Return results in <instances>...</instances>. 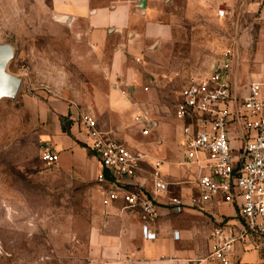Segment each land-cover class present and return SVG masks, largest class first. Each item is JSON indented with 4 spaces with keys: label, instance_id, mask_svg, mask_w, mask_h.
I'll return each mask as SVG.
<instances>
[{
    "label": "rangeland",
    "instance_id": "obj_1",
    "mask_svg": "<svg viewBox=\"0 0 264 264\" xmlns=\"http://www.w3.org/2000/svg\"><path fill=\"white\" fill-rule=\"evenodd\" d=\"M248 6L249 0H234L191 4L180 11L169 7L165 21L173 26L172 41L145 51L141 62L136 57L127 61L143 66L136 93L123 87L129 101L109 97L114 109L129 110L127 115L148 111L159 123L158 131L144 138L135 115L119 123L100 111L109 85L102 78L93 81L102 93L91 95L90 83L70 60L71 46L79 50V37L63 30L47 32V18L35 0H0V43L15 47L7 69L22 78L15 98L0 99V264H91L88 221L99 197L103 204L107 198L79 165L66 170L41 158V144L49 143L44 115L50 103L73 106V117L79 106H93L104 129L118 133L121 125L117 139L165 157L170 163L162 171L181 175L182 169L172 164L180 160L171 149L177 139L172 111L190 79L205 73L213 59H227L228 77L239 84L264 79V22ZM219 7L225 8V17L216 15ZM161 135L165 143L156 145Z\"/></svg>",
    "mask_w": 264,
    "mask_h": 264
},
{
    "label": "built area",
    "instance_id": "obj_2",
    "mask_svg": "<svg viewBox=\"0 0 264 264\" xmlns=\"http://www.w3.org/2000/svg\"><path fill=\"white\" fill-rule=\"evenodd\" d=\"M216 15L225 17V8H217ZM229 70L227 59H213L205 73L179 92L172 111L181 152L172 164L185 172L179 180H169L162 171L170 163L166 158L117 139L112 129L99 124L91 107H79L76 117L68 116L78 120L82 146L100 167L97 185L110 202L122 201L124 208L137 211L143 239L157 236L151 225L160 204L174 214L198 207L222 216L208 236L207 253L196 262L237 264L236 244L248 238L264 242V79L239 84L228 77ZM135 119L140 135L149 137L156 124L148 111L137 112ZM162 142L159 137L156 144ZM40 154L46 163H58V152L47 142ZM222 208L232 214L221 213ZM172 236L178 239V231Z\"/></svg>",
    "mask_w": 264,
    "mask_h": 264
},
{
    "label": "crops",
    "instance_id": "obj_3",
    "mask_svg": "<svg viewBox=\"0 0 264 264\" xmlns=\"http://www.w3.org/2000/svg\"><path fill=\"white\" fill-rule=\"evenodd\" d=\"M35 1L47 18V32L55 35L58 30H63L79 37V50L77 45L71 46L70 60L79 67L80 74L85 75L86 81L90 83L91 95L102 93L93 81L101 78L107 81V101L100 111L107 113L110 121L118 120L120 123L130 121L136 110L130 115H127L129 110H116L111 106L109 97L111 95L112 100L119 96L126 97L123 87L133 94L136 93V86L142 81L138 68L143 66L127 64L131 57H136L135 60L138 58V62H141L145 51L155 48L158 43L172 41L173 26L171 22L165 21V16L171 14L169 7L180 11L191 4L203 6L213 1L234 0H170V3H165L164 0ZM248 7L257 15L258 20L264 22V0H249ZM259 76L262 75L259 74L258 78ZM80 82L86 85L82 78ZM81 94L79 85V96ZM130 104L133 105L132 102ZM50 107L49 112L44 115L46 140L58 152V164L66 170L79 165L85 177L96 180L100 167L95 157L92 154L89 156L87 149L82 146L83 134L79 131L77 122L69 119L68 130L63 131L62 128L61 118L68 119L74 112V107L61 101L51 102ZM79 107H91L98 119V113L93 106ZM150 119L156 124L152 132L158 131L159 123L151 117ZM174 128L177 139L176 143L172 142L171 149L178 158L181 152L176 123ZM116 129L120 132L122 126H116ZM113 132L115 136L119 135V132ZM160 138L165 143L162 135ZM148 151L150 152L149 149ZM180 168L181 175L172 174L168 179L175 181L185 176L184 169ZM172 192L179 191L172 187ZM158 199L163 200L162 197ZM106 202L103 204L99 197L98 208L88 221L86 241L91 264H205L197 263L196 258L207 253L208 236L222 218L217 214L203 213L198 207L174 214L160 204L157 208L159 216L151 225L157 236L153 240H145L141 236V224L136 210L124 208L122 201L110 202L107 199ZM197 206L202 207L201 204ZM224 211L232 214L229 208H222L221 213ZM173 231H178V239L173 238ZM263 243L262 239L248 238L236 244L234 254L238 259L237 264H264V249L261 247Z\"/></svg>",
    "mask_w": 264,
    "mask_h": 264
},
{
    "label": "water",
    "instance_id": "obj_4",
    "mask_svg": "<svg viewBox=\"0 0 264 264\" xmlns=\"http://www.w3.org/2000/svg\"><path fill=\"white\" fill-rule=\"evenodd\" d=\"M14 54L15 47L12 43H0V99L15 98L22 83L21 77L7 69Z\"/></svg>",
    "mask_w": 264,
    "mask_h": 264
},
{
    "label": "trees",
    "instance_id": "obj_5",
    "mask_svg": "<svg viewBox=\"0 0 264 264\" xmlns=\"http://www.w3.org/2000/svg\"><path fill=\"white\" fill-rule=\"evenodd\" d=\"M61 123L63 125V131H67L69 128V124H70V120L69 119H65V118H61Z\"/></svg>",
    "mask_w": 264,
    "mask_h": 264
}]
</instances>
